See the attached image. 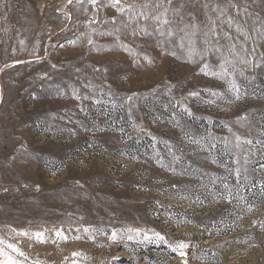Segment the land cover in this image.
<instances>
[{
    "label": "rangeland",
    "instance_id": "374dc122",
    "mask_svg": "<svg viewBox=\"0 0 264 264\" xmlns=\"http://www.w3.org/2000/svg\"><path fill=\"white\" fill-rule=\"evenodd\" d=\"M158 3L0 0L17 264H264V0Z\"/></svg>",
    "mask_w": 264,
    "mask_h": 264
},
{
    "label": "snow or ice",
    "instance_id": "6c2138e0",
    "mask_svg": "<svg viewBox=\"0 0 264 264\" xmlns=\"http://www.w3.org/2000/svg\"><path fill=\"white\" fill-rule=\"evenodd\" d=\"M91 3H95V0H90ZM69 3H71V0H69ZM117 3H119V0H117ZM167 4L169 7H163V4L158 3L157 7H163V11L159 12L158 14H156L155 16H152L151 19L153 21L156 22L157 25V31H159L161 33V35L165 34V31H167L168 35H173V32L171 31V25H172V21L168 18V12L171 10V4H172V0H167ZM145 7H147V5H145ZM120 11H123V9H120ZM143 15V14H141ZM146 20L149 19L148 16L144 17ZM192 27H195V25H192ZM187 34V33H186ZM91 43V41H90ZM181 46H183V42H181ZM174 54V53H173ZM245 63H247V61H245ZM222 67V73H212V75H221V78H223L224 75H229L228 71L226 68ZM207 68V65H205V69ZM204 69H202L203 71ZM230 87L233 91H238V86L235 84L234 81L231 82ZM214 95H216V93H213ZM239 137H237V140L239 141ZM248 143H251L250 141H248ZM239 146V145H237ZM262 187H264V185H262ZM85 231H88V229H85ZM130 233L131 232H136L137 234H139L140 230L139 229H129L128 230ZM24 235H27V233H23ZM36 239H38L41 242H44V234L42 232H37L34 234ZM57 237H61L64 239H67V237L63 236L62 231H57L56 232ZM157 236L159 237V234H157ZM147 239V236L145 237ZM110 239L112 240H116L117 239V233L115 231L112 232V235L110 237ZM127 239L131 240L133 239L132 235H128ZM159 239H163V237H159ZM0 243H3L2 240H0ZM8 248L12 249L13 251H19L18 248H16V246L14 244L9 243L7 245ZM181 248L186 247V245L181 244L180 245ZM0 254L6 256V259L2 262V264H17V262L15 260H13L11 258V256H8L7 253L3 252L2 249H0ZM73 255H79V253H73ZM73 264H76L75 261H73Z\"/></svg>",
    "mask_w": 264,
    "mask_h": 264
}]
</instances>
